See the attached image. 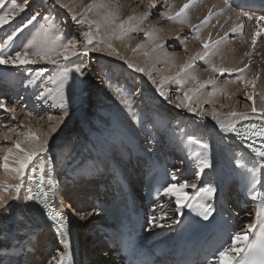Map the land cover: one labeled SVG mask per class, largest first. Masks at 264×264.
Instances as JSON below:
<instances>
[{
  "label": "rangeland",
  "instance_id": "374dc122",
  "mask_svg": "<svg viewBox=\"0 0 264 264\" xmlns=\"http://www.w3.org/2000/svg\"><path fill=\"white\" fill-rule=\"evenodd\" d=\"M65 1H67V3ZM74 1L76 0H61V4L68 5L67 8H64L55 4V0H27L29 7L24 13L16 15L14 18H10L9 23L0 26V43H3L10 35L15 33L14 39L9 43L10 46L5 48V52L8 54H12L17 50L26 49L23 45H26L25 42L28 43L29 41L28 33L30 29L32 26L36 25L35 23H37V25L45 23V21L41 19V17L45 15L49 16L53 22L57 23L67 39L74 37L72 42L78 45L77 47H79L80 51L83 50L85 44V40L82 37L83 32L90 31V29L93 32L94 37H96L101 43V47H103L101 52L94 50L90 51L87 57H71L70 59L73 60L69 61L73 62L78 58L80 60L79 62L87 63L89 67L84 70L83 76H79L76 73L71 75L69 73L67 81L63 80V74L60 72L61 69L56 65L47 62L19 66L16 67L14 72L0 75L2 78L16 76L17 82L14 84H19V90L22 92V96L17 97L14 104L12 103L8 105V108L14 107L16 109V119L13 120L10 113L2 112L0 115V133L8 132L11 137V140L9 141L0 140V147L7 148L12 146L11 141L21 139V133L27 135V128H33L32 131L41 136L48 134L51 125L54 124L55 121L49 122L47 117L49 115L59 117L63 115L64 111H67V116L64 117L63 121L60 123L64 124L65 129L62 124L61 127H59L63 128L60 129L61 132L56 131L51 133L48 138V152L46 154H41L36 160L41 161L42 158L44 161L47 156H51L52 161L54 162L53 164L56 167L54 175L55 171L56 173H61L59 170V167L61 166L68 164L70 167H74V177L70 176L69 181L65 178L67 180L66 183L64 182L65 186L58 188L59 193L56 188L55 195L50 193L48 198L49 201L53 199V203L59 206L61 211H64V218L68 221H73L72 229L75 234L79 233L77 242L82 249H79L82 264H118L113 260L114 257L109 255V251L104 248V246H97L98 241L94 238V233L101 218H93V216H96L93 212V207L85 204V200L89 195H94L97 188L96 179L93 177H85L89 171L85 170V168L90 167V165L95 167L98 164L89 151L91 146H95V142L98 143L97 146L99 153H105L104 157H106V154L108 155V153L105 152L108 148V150H110L109 154H113L122 160L127 158L128 155L131 156L140 151H146L145 153H149V155L158 154L163 149L166 150L165 152L169 151L172 157L180 162L179 165L175 167V172L182 174L184 179L183 182L186 181L189 184L196 183V185H198L201 179L208 174H214L217 179L222 180L224 184H228L236 176L242 177V180L245 177V180L247 181L250 174L253 179L258 181V183H255V188L257 186L255 192L264 194V159L257 156L252 150L250 151L247 149L248 153L246 154L248 160L244 167L245 170H233L232 167H234V164L228 165L230 160H227L226 158L237 161L235 157H241L243 152H247V150H245L246 147H242L235 141L233 133L222 132L219 129L217 121L214 120L211 115L215 109L219 119L226 121L234 120V117H230L226 114L230 109H233V112L238 113L249 112L253 117L250 120H255L254 116H256V114L251 113L252 102L246 101L244 96L246 93H255L254 99L256 107L259 110L264 107V92L254 90L250 93L237 78L239 73L234 72L230 75L226 73L225 75L220 76L213 73L209 66H205V64H207L206 62L195 60L194 65L198 68V72L195 75L199 80L208 81L211 78L214 82V84H208L209 86L207 85L200 90V92H205V94H202L201 98L195 97L191 101V103H193V101H195L194 99H198L195 104L200 103V105L202 102V105L205 107L203 110L205 115L201 117L197 115L196 112H189L187 108L178 107L177 105L179 104V101L176 97L182 96L187 88L178 83L175 84V82V85L165 82L162 90L168 99L166 100L164 99V96L160 95V89L158 86L161 84L162 80L161 72L167 71L165 65L160 64L158 67L152 66L149 69H146L142 64V61L144 60L143 58L142 61L140 60L139 63L137 62L139 67L144 68L146 72H152L151 78L144 73L136 72L134 68L128 67L125 62L126 57L123 56L124 51L120 50L122 43L117 42L116 46L111 49L107 47V45L112 42L111 37H119L120 30L116 28L118 31L115 30V34H112V32L104 35L101 33L97 34L98 32L96 31L95 25L90 27L88 23L79 22L82 18L80 17L81 12H77V10L74 9L76 8V6L74 7L75 4H72ZM85 1L87 3L85 2L86 5H82L83 8L80 4V7L84 11L92 4L105 3L109 6L114 3L112 7L115 6L117 8L113 7V11L120 12L121 14L134 13L133 17L138 15L144 17L145 14H148V18L146 19L147 24L144 25L145 27L143 26L144 28L142 27L143 29L147 30L156 27L169 31L170 26L167 22H161L164 20L165 16H161L159 13L173 11V2L175 0H153L154 7H149V0ZM16 2L17 4H23L24 0H16ZM4 5L6 6L0 8V15H3L6 12L7 6H11V0H5ZM36 12L40 13V16L37 17V21L28 25L23 31H18V29L27 23L31 15ZM194 13L197 14L198 10H195ZM83 14L85 15V13ZM74 15L76 16V19H73ZM215 16H213V18ZM88 18L89 17L87 16V19ZM242 18L244 19V15ZM137 21L138 19L134 18L132 21L127 22L122 20L121 22H124L125 27L127 28V26H134ZM214 21L215 22L209 23V25L211 24L212 26V29H210L212 32H217L219 34L218 38L221 40L219 46L223 48L225 54L234 50L236 53H232L235 54V56H241L243 58L239 62V67L236 69L245 68L249 61L251 67L250 70L253 73H255V70L258 71V74L260 71L263 73L264 34L257 38V43L254 47L251 42L254 33L259 27L253 25L254 22L252 23L248 21L245 22L242 32H230L221 38L220 35L223 34V29L221 28L222 25L217 23V20ZM137 24L139 26L140 23ZM199 25L200 24L198 23L192 27L190 33L181 31V33H183V38H181L184 41L183 44L175 43L178 38L176 36L171 37V39L160 44L162 47H158V49H166V51L169 52L167 53L168 56L177 58V60L189 61L190 58L197 56L198 53L203 51V45L195 39L197 34L195 28ZM259 29L264 33V29ZM218 38L217 40H219ZM95 39L93 45L89 46L90 49L98 46ZM129 39L130 41L135 42L137 48L139 44L145 45L146 42L143 31H132L129 33ZM212 41L214 42L215 40ZM35 47L27 50L34 51L38 49V46L36 49ZM104 51L115 56L118 60L108 57L106 54L102 53ZM143 52H145V50ZM191 53H194L192 57ZM135 55L132 57L128 56L129 58L127 59L134 62ZM224 55L221 57L212 54L209 59L215 64L221 63L222 66L225 61ZM177 60L174 59L172 63H175ZM67 62L60 60L61 65H65L64 63ZM248 68L249 66L246 67V70H248ZM58 73H61L62 75L59 76ZM175 74L173 76H175ZM84 79L86 81L85 88H83L84 83L80 86ZM18 81H20V83ZM153 81H155V83ZM74 83H76L78 91L74 90ZM263 83L264 76H261V79L256 82V86ZM113 88L118 90L116 92L126 93V96L123 95L121 98L117 97L112 91ZM49 90H51L50 93ZM228 91L230 92L229 95L226 93ZM41 92L49 93L47 103H44L37 98ZM207 95H213V98L208 100L209 96ZM61 96L66 99L64 108L59 107ZM195 104L193 103L191 105L199 111L198 108L200 105L198 106ZM231 105H233L232 108ZM116 114L124 115L127 120L133 122V127H135L138 132H134L133 134L137 136L132 137V139L128 138V132L120 130V126L117 124L121 123V120H119L120 118H118ZM137 120H139V122ZM24 125H27V128H25ZM184 129H193L194 133L196 132L195 134L200 133L202 135V139L204 140H201L202 142H207L212 145L213 153L210 159L212 166L210 168H205L202 172L200 171V160L203 158L193 160V153L187 151L188 149L192 150L195 148L197 142H191V144H188L190 146V148H188L187 143L190 142L185 141L184 138H190L183 135L185 133ZM120 139L121 141H119ZM183 142H186V146H184ZM83 144L85 145L81 146ZM77 153H79V163L76 166L74 157ZM84 159H86V161H84ZM36 160H33L28 169H32L34 165H36ZM2 164V159H0V195L6 197L8 193H5L3 188L8 183L2 179L4 171ZM97 167L94 171H99V174H103L104 172L97 169ZM228 167L230 169L232 168L230 172H228ZM251 167L256 168L257 172ZM27 170L24 177V184L26 183ZM65 179H62V181L56 179L57 184L59 183L60 185ZM253 187L254 184L252 185V188L250 187L252 191ZM194 191L195 189L189 187L184 190V194L190 198V195ZM19 195L20 199L15 200L16 202H12V210L9 212L11 213L15 209V212H13L15 213L13 229H7L6 222H8V220L5 219V216L0 217V264H3V260L7 256L14 258L17 261V264H56L54 261L60 258V256H58L59 251H63L61 247L62 243H60L56 237L57 233L53 232L49 225L41 224V220H39L34 212L32 213L35 218V226H32L33 221L26 220L28 210L25 208L26 202L24 188H21ZM170 198L174 205L172 207V214L174 216L175 212H177L178 206L175 202L176 197L170 196ZM258 198L259 196L256 199L249 200V209H251V212L246 211L243 216L245 222L241 224L240 231L246 230L247 224L253 223L255 218L254 211L257 207ZM28 202L30 203V201ZM15 204L17 205L16 208ZM8 206H11V203H8ZM68 206L70 207L69 209H67ZM49 208L50 210L56 211V207L54 208L50 206ZM74 208L75 211L77 210V213H75ZM252 209L254 210L252 211ZM71 211L73 213H71ZM84 215H86V217ZM83 216L84 218L81 219ZM24 225L26 227H23ZM17 235L18 238L16 237ZM46 240H48V243ZM4 244H7V246H4ZM30 247H34L31 252ZM60 247L61 250H59ZM11 248H14L15 250L18 249L17 253H22L19 256L2 254L1 251L9 250ZM27 249L29 251H26ZM29 252L30 255L28 257ZM4 264L6 263L4 262Z\"/></svg>",
  "mask_w": 264,
  "mask_h": 264
},
{
  "label": "snow or ice",
  "instance_id": "6c2138e0",
  "mask_svg": "<svg viewBox=\"0 0 264 264\" xmlns=\"http://www.w3.org/2000/svg\"><path fill=\"white\" fill-rule=\"evenodd\" d=\"M197 0H188V3H186L179 12L175 13V15L171 14L170 11L159 13L161 16L167 17L169 21L172 22H180V23H187V12L188 9H190L193 4H195ZM55 4L60 5L61 7L67 8L68 5L61 4V0H55ZM153 0H149V7H154ZM4 7L3 0H0V8ZM29 5L27 4V0H24L23 4H17L16 0H11V7L7 12H5L3 15H0V26H3L4 24L9 23L10 18H14L16 15H19L20 13H24L26 9H28ZM108 5L105 3H99V4H92L89 5L85 10V15L80 19V23H88L89 26L96 25V31L98 32L100 30V22L97 20H88L87 19V12L92 11L94 8L98 11L101 9L107 8ZM244 16L248 18L249 21L255 19L257 25L260 24L261 21H264V16H252L248 12L243 13ZM40 16L39 12L34 13L31 15V17L28 19L27 23L24 24L18 31H23L24 28H26L28 25L32 24L34 21H37V17ZM148 18V14H145L143 19L146 20ZM213 18V13L209 12L208 16L205 17L204 21L201 23L200 26H196L195 30L197 32L195 39L200 40L199 36V28L203 27L207 23L211 21ZM41 19L46 21L48 23V26H52V19L49 18V16L45 15L42 16ZM73 19H76V16H73ZM134 19V17H129V21ZM103 21L108 25L109 29L113 31V34H115V29L112 28L113 25H115V28H118L120 30L119 38H123L124 35L132 32V31H143L144 35L149 38V41H153L155 39V30H145L143 28H137V27H125V23L121 22L118 25L116 24V20L114 17V14L111 12L106 13L103 16ZM189 27H193L192 25H188ZM42 29L45 28V25L40 26ZM244 28V25L238 24L233 27L232 32H242ZM262 34L261 30L257 28L256 32L254 33L252 37V45L253 47L257 43V38L260 37ZM15 33L13 35H10L6 41L3 43H0V65H12L15 67L19 66H25L29 64H36L41 60L46 61L49 64L56 65L59 69L62 70L63 74V80L67 81L69 78V73L75 72L79 76L84 75V70L89 67L87 63L83 62H72V66L68 67L66 64L61 65L60 60L64 62H67L70 60L71 57L76 56H82L87 57L89 55L90 51H100L101 48L99 46L90 49L89 46L93 45V41L95 39L93 32L86 31L83 32V37L85 40V44L83 46L82 51H77V45L74 44L72 41L74 37L68 38L66 42L64 41V38L61 35L55 36V39L52 42V46L45 47V48H38L34 51H29L27 49L25 50H17L13 52L12 54H8L5 52V48L8 46L9 43L14 39ZM201 44L203 45V51L201 53H198L196 57L190 58L189 62L184 64L179 72L175 74V76H163L161 80V84L158 86L160 89V95L164 96V99H168V97L163 92V84L165 82H175L180 85H184L186 81H194L195 87H189L186 91L183 92L182 96H177L176 99L179 101L178 107L187 108L189 112H196L197 115L203 117L205 115L203 110H197L196 108L192 107L191 101L193 100V97L200 92L201 89L205 88L206 85L212 84L213 80L210 78L206 82H201L199 78L195 75H193L189 70L194 67V60H200L204 61L208 64L210 70L213 73H216L220 76L232 73H239L238 79L244 83L245 87L247 88L249 85L253 87V89L256 86V80H248L246 76L244 75L246 71L245 68L240 69H229L223 66L216 65L209 57L213 53V49L216 48L220 43L221 40H217L213 42L210 38L207 41L200 40ZM145 45L141 44L138 47L143 48ZM108 48H112V45L109 43L107 45ZM162 47V45L158 46ZM186 50V47H185ZM144 55L147 56L148 53L144 52ZM128 66L130 68H134L136 72L144 73L145 75L149 76L151 78V73L146 72L144 68L136 66L128 63ZM173 66L175 64L173 63ZM155 83V81H153ZM51 90H49V93ZM49 93L41 92L40 95L37 97L39 100L43 101L44 103H47V97ZM255 93H246L244 96V99L246 101L252 102V108L251 113L256 114L255 118L261 121H264V107L260 108L259 110L256 107V102L254 99ZM210 102V101H205ZM66 104V99L61 96V103L59 104L60 108H64ZM0 109H3L4 112L10 113L12 116V119H16V109L8 108L6 106L5 100H0ZM212 118L217 121L219 125V129L224 133H235L237 136H244V137H259L264 139V123H252L248 124L246 126H242L238 128L236 126V122H238L240 119H243L245 121L252 119V115L249 112H230L228 115L230 117H234L235 120H223L219 119L217 116V113L215 109L211 113ZM67 116V111H64L63 115L56 117L49 115L47 117V120L49 122L55 121L54 124L51 125L50 131L48 134L41 136L36 132H33L31 128H27V125H24L25 128H27V135H24L21 133V139L12 140L11 144L12 146L4 148L0 147V159H2V166L5 172L7 173H14V178L17 179L19 182L15 185L6 184L3 188V191L5 193L13 192L14 194L9 197V199L12 200H19L20 199V191L21 188L25 187L24 184V177L26 170L28 169L29 165L32 164L33 160H36L37 157L41 156V154H46L48 152V143L49 139L48 137L51 135V133L56 132L57 127L59 124L63 121L64 117ZM139 122V120H138ZM0 140L3 141H9L11 140V137L8 132L0 133ZM200 148L205 150L206 155L203 159L200 160V171L202 172L205 168H210L211 161L207 156V153H210L211 151V145L207 142L197 141ZM251 150L259 157L264 159V150L261 148H255L249 145ZM47 164V172H48V191L43 190V177L45 174V165ZM54 168L55 165L52 162V157L47 156L44 162H41L40 160H36V165L33 167L34 172H38L40 174V181H38V186L40 188V191L38 193L33 194L30 187L26 188L25 190V199L27 201H36L40 205L45 206L48 203V197L49 194L55 195V189L57 181L54 178ZM258 183L255 179H253V184ZM193 188L197 189L198 194H203V196L211 198L214 196L216 192V188L208 185L206 187H200L197 188V185L195 183L189 184L186 181L179 184H170L167 187L163 189V193L165 195L175 196L176 197V204L179 206L177 211L178 213L182 214L183 208L187 207L188 209L192 211H196L197 208L203 209L199 212L200 215L203 216L204 219H208V217L212 214L213 209L210 206H205L203 203L197 202L195 205L192 201L196 200L195 197L189 198L184 194V190L186 188ZM261 193L259 192H253L252 197L253 199H256L258 196H260ZM11 206H8V200L5 199L3 195H0V217H3L7 215L11 211ZM264 215V211L262 213H258L256 223H249L247 224L246 230H243L241 232H237L233 238L231 245L226 248L225 250L221 251L219 253V264H264V219L261 218V216ZM84 217H81L83 219ZM50 219L52 220H58L59 228L63 229L65 227L64 217L60 213H56L54 216H51ZM153 221L156 220V217L152 218ZM173 223H179V221H173ZM159 226V225H157ZM259 226V231L256 233V237L254 240L249 239L248 233L253 231L254 229ZM56 264H65V258L64 254L62 253L60 258L57 260ZM67 264H71V259H68Z\"/></svg>",
  "mask_w": 264,
  "mask_h": 264
},
{
  "label": "bare ground",
  "instance_id": "6f19581e",
  "mask_svg": "<svg viewBox=\"0 0 264 264\" xmlns=\"http://www.w3.org/2000/svg\"><path fill=\"white\" fill-rule=\"evenodd\" d=\"M5 1V0H4ZM4 1H3V3H4ZM133 1H135V0H133ZM204 0H197V2L195 3V4H193V6L190 8V9H188V12H187V23H180V22H172V21H169L168 19H167V17L165 18L164 17V20L163 21H161L162 23H164V22H167V24L170 26L169 28V31H165V30H162V29H159V28H156V27H153V28H150V26H149V28L150 29H147V30H152V29H154L155 30V39L153 40V41H149V38L148 37H146L145 36V40H146V42H145V46L143 47V48H137L136 46H135V42H133V41H130V39H129V33L128 34H126V35H124L123 36V38L121 39V38H119V37H111V45H112V47L114 48L115 46H116V44H117V42H120V43H122V46L120 47V50H123L124 51V53H123V56L124 57H126V64H127V66H128V63L130 62L131 64H133V65H136V66H139L138 64H137V62L139 63L140 62V60L142 61V58L144 59L143 61H142V64H143V67L144 68H146V69H149L150 67H158V65H160V64H163V65H165V69L167 70V71H163V72H161L162 73V77L163 76H173L175 73H177V72H179L180 70H181V68H182V66L184 65V64H186V63H188L189 61H184V60H177V58H173V57H171V56H168V54L167 53H169V52H167L166 51V49H158V45H160V44H162V43H164L165 41H167L168 39H171V37H178L177 38V40H176V42L175 43H179V44H183L184 43V41H183V39H181V38H183L182 37V35H183V33H181V31H185V33L186 32H191V30H192V27H189L188 25L190 24V25H192L193 27L196 25V24H200L201 25V23L204 21V19H205V17H207L208 16V14H209V12H212L213 14H215V15H213V16H215L213 19H212V21H210L209 23H211V22H215L214 20H217V23H220L222 26H221V28L223 29V34H221L220 35V37L222 38V36H224V35H227L228 33H230V32H232V28L234 27V26H236V25H238V24H242V25H245V22H248L249 20H248V18L246 17V16H244V19L242 18V14L244 13V12H238L237 10H234V9H232L230 6H229V4H228V1L227 2H225L224 0H205L204 2H203ZM66 3H67V1H65ZM64 2V3H65ZM72 2V1H71ZM70 2V3H71ZM85 0H76V1H74L72 4H75L74 5V7L76 6V8H74V9H76L77 10V12H81L80 13V17H83L84 16V14L83 13H85V11L82 9L83 7H82V5L84 4V5H86L85 4ZM87 3V2H86ZM186 3H188V0H175L174 2H173V11H171L170 13L171 14H173V15H175V13H177V12H179L180 11V9L186 4ZM204 3V4H203ZM72 4H70V5H72ZM77 4V5H76ZM80 4H81V7H80ZM114 4V3H113ZM112 4V5H113ZM112 5H109L107 8H105V9H101V10H97V9H93L92 11H90V12H87L86 13V15L89 17L88 19L89 20H97V21H99L100 22V30L98 31V33L97 34H106V33H109V32H112V34H113V31H111L110 29H109V27H108V25L103 21V16L106 14V13H108V12H111V13H113L114 14V17H115V20H116V24L118 25L122 20L123 21H129V17H133L134 16V13L133 14H131V13H127V14H121L120 12H115V11H113V7H115V6H113L112 7ZM202 5V6H201ZM4 6H6V5H4ZM11 6L9 5V7L7 6V9H6V12L9 10V8H10ZM115 8H117V7H115ZM195 10H198V13L197 14H195L194 13V11ZM247 12V11H246ZM249 13V12H248ZM252 16H254V17H256V16H258V15H253V14H251ZM123 17V18H122ZM135 19H138V21H137V23H140L139 24V26H138V24L136 23V24H134V26L133 27H137V28H142L145 24H147L146 22H147V20H144L143 19V17L142 16H140V15H138V16H136V17H134ZM217 18V19H216ZM132 21V20H131ZM243 21H244V23H243ZM249 22H254L253 23V25H255L256 27H259V28H261V29H264V21H261L260 22V24L259 25H257V23H256V21H255V19H253V20H251V21H249ZM35 23V22H34ZM209 23H207L206 25H204L203 27H200L199 28V36H200V40H204V41H207V40H209V38L211 39V40H215V41H217V38L219 37V34L217 33V32H212V26H211V24L209 25ZM36 24V25H35ZM34 25L35 26H32V28L30 29V31H29V33H28V43H26L25 42V44L26 45H23L24 47H26V49H32L33 47H37L38 46V48H45V47H50V46H52V42H53V40L55 39V36H57V35H61L62 34V36H63V38H64V41L63 42H66L67 41V37L65 36V35H63V31H62V29L57 25V23H55V22H53V20H52V26L51 27H49L48 26V23L45 21V23H43V24H40V25H37V23H35ZM41 25H45V28L44 29H42L40 26ZM199 25V26H200ZM213 25V24H212ZM92 26V25H91ZM131 26V27H132ZM209 28H208V27ZM130 27V26H129ZM145 27V26H144ZM143 27V28H144ZM95 28H96V25H95ZM112 28H114L115 30H117L116 28H115V25H113L112 26ZM127 28H128V26H127ZM211 28V29H210ZM85 29V28H84ZM88 29V28H87ZM209 29V30H208ZM91 30V29H90ZM194 30V29H193ZM118 31V30H117ZM95 32V31H94ZM131 33V32H130ZM184 33V34H185ZM95 34V33H94ZM120 34V33H119ZM19 36V35H18ZM23 36H25V35H23ZM97 36V35H96ZM83 37V36H82ZM84 38V37H83ZM96 38V37H95ZM219 39V38H218ZM96 40V43H97V45L101 48V50H103L102 48L103 47H101V43L99 42V40L96 38L95 39ZM125 40V41H124ZM200 40H198V42L199 43H201L200 42ZM220 40V39H219ZM20 41V40H19ZM214 41V42H215ZM74 42H75V40H74ZM133 42V43H132ZM76 43V42H75ZM174 43V44H175ZM77 45V44H76ZM140 45V44H139ZM8 46H10V44H8ZM78 46V45H77ZM138 46V45H137ZM36 47H35V49H36ZM143 49V50H142ZM148 51H147V50ZM101 50H100V52H101ZM145 50V52L147 51V53H148V55L147 56H145L143 53V51ZM77 51L79 52L80 51V49H79V47H77ZM140 52V53H139ZM232 52L233 53H236V51H234V50H232ZM231 51L228 53V54H225V51L223 50V48H221L219 45L216 47V48H214L213 49V55H217V56H223L224 54V59H225V61H224V63H223V67H226V68H229V69H236L237 67H239V62L243 59L241 56H235V54H233ZM102 53H104V54H106L108 57H110V58H112V59H114V60H118L115 56H113V55H111L110 53H107V51H104V52H102ZM136 54V55H135ZM193 54L194 53H191V57L193 56ZM135 55V61L133 62V61H129L127 58H129V57H132V56H134ZM129 56V57H128ZM194 57H196V56H194ZM193 57V58H194ZM134 59V58H133ZM174 59H176L177 61L174 63L175 64V66H173V63H172V61L174 60ZM62 60V59H61ZM70 60H73V59H70ZM77 60H78V62L80 61L78 58L75 60L76 62H77ZM125 60V59H124ZM195 61V60H194ZM197 61V60H196ZM46 61H44V60H41V61H39L38 63H45ZM263 62V61H262ZM64 64H66V65H68L69 67H71L72 66V61H69V62H67V63H64ZM259 64H261V63H259ZM258 64V65H259ZM216 65H218V66H221V63L220 64H216ZM247 67L249 66V68H248V70H246L245 71V73H244V75L246 76V78L248 79V80H253V79H255L256 80V82L257 81H259L260 79H261V76H264V72L262 73L261 71L259 72V74H258V71L257 70H255V73H253L250 69H251V67H250V65H249V61L247 62ZM10 66H12V65H10ZM205 66H208V64H205ZM129 67V66H128ZM155 69V68H154ZM59 70V69H58ZM198 68H196V66L194 65V67L192 68V69H190L189 71L193 74V75H195L198 71ZM259 70H261V69H259ZM60 72L62 73V71L60 70ZM59 74V76L60 75H62V74ZM152 73V72H151ZM41 74V73H40ZM71 75H74L75 74V72L73 71V72H71L70 73ZM3 75V74H2ZM56 75V74H55ZM152 75V74H151ZM131 76V75H130ZM129 76V77H130ZM196 76V75H195ZM238 78V77H237ZM37 79V78H36ZM132 79V78H131ZM202 83L203 82H206V80H200ZM240 82V81H239ZM83 83H84V87L83 88H85V86H86V81H85V79L83 80V82H82V84L80 85V86H82L83 85ZM169 84H174V82H168ZM242 83V85L244 86V88H246L245 87V85H244V83L243 82H241ZM176 84V83H175ZM174 84V85H175ZM213 84H214V82H213ZM180 85V84H179ZM80 86H79V88H80ZM182 86V85H181ZM207 86V85H206ZM209 86V85H208ZM73 87H74V90L75 91H78L77 89H78V87L76 86V83H74V85H73ZM183 87H185V88H189V87H195V82L194 81H186V83L183 85ZM211 87V86H210ZM247 90H248V92H252V91H254V90H256V91H262V92H264V83L263 84H261V85H258V86H255V88L253 89V87L251 86V85H249L247 88H246ZM112 91H113V93H114V95H116L117 97H122L123 95H125L126 96V93L124 94L123 92H116V91H118V90H115V88H113L112 89ZM205 91V90H204ZM178 92V91H177ZM160 93V92H159ZM209 93V92H208ZM228 95L230 94V92L228 91V92H226ZM178 94V93H177ZM202 94H205V92H200V93H197L193 98H195V97H199V98H201L202 97ZM206 94H207V92H206ZM215 94V93H214ZM207 96H209V98L207 97ZM207 96H205V97H207L208 98V100L209 99H211V98H213V95H207ZM218 96H221V95H218ZM204 97V98H205ZM118 100V99H117ZM195 101H193V103L195 104V102H197L198 101V99H194ZM128 101V100H127ZM193 103H191V104H193ZM205 103V102H204ZM207 104V103H206ZM205 104V105H206ZM195 105H200V103L199 104H195ZM197 106V107H198ZM233 107V105H231V108ZM204 106L202 105V102H201V105L199 106V110H204ZM230 112H233V109H230V111L228 112V113H230ZM222 113V112H221ZM228 113H226V114H228ZM117 115V114H116ZM108 116V115H107ZM118 116V118H120L119 120H121L120 122L121 123H118L117 125L118 126H120V130H122L123 132L125 131V132H128V134H127V137L128 138H131L132 139V137H134V136H137V135H134L133 133L134 132H137V130H136V128L135 127H133V122H130V120H127L125 117H124V115H117ZM254 119L256 120V118H255V116H254ZM235 120V119H234ZM118 121V120H117ZM138 121V120H137ZM250 120H247V121H245V120H243V119H240L239 120V122H236V126L238 127V128H240V126L241 125H247V123L249 122ZM262 122H264V121H262ZM63 124V123H62ZM62 124H59V126H58V128H57V130L56 131H60L61 132V130L60 129H65V126H64V124H63V128H59V127H61V125ZM51 128V127H50ZM33 129V128H32ZM62 131H65V130H62ZM184 131H185V133L183 134L184 136H186V137H188V138H190V139H186V138H184V140L185 141H188V142H190V143H187V146H188V148H190V146L188 145V144H191V142H197V141H204L202 138V135L199 133V134H195L194 133V130L193 129H189V130H185L184 129ZM138 133V132H137ZM195 136H197V137H195ZM116 137V136H115ZM233 137L235 138V141L238 143V144H240L242 147L244 146V148H245V150H250L251 151V148L249 147V144H247V143H245L244 141H242V137L243 136H237L235 133H233ZM49 138V137H48ZM119 141H121V139L119 140ZM136 141V140H135ZM182 143V142H181ZM97 144L98 143H94V147H92L91 146V148H92V150H91V148L89 149V151H90V154H91V156L93 157V159H95L96 160V162L98 163L95 167L94 166H92V165H90V167H88V168H85V170H89L88 171V173L86 174V176H91V174L92 173H94L95 171L94 170H96V167L98 166V168L97 169H100V170H102V172H107L108 171V158H107V154H106V157H104V154H100L99 153V151H98V146H97ZM183 144H184V146H186V142H183ZM210 144V143H209ZM85 144H83V145H81V146H84ZM87 145V144H86ZM211 145V144H210ZM80 146V147H81ZM136 146V145H135ZM142 146V145H141ZM212 146V145H211ZM139 147V146H138ZM111 148V147H110ZM87 149V148H86ZM86 149H84V150H86ZM143 149V148H142ZM262 149V148H261ZM248 150H247V152H241L242 153V155H241V157H239V156H237V157H235L236 159H237V161H233V160H231V159H229V158H226L227 160H230L229 162L230 163H228V165H231V164H234V167H232L233 168V170H237V169H242V170H245L244 169V167H245V165L247 164V160H248V156H247V154L246 153H248ZM262 150H264V149H262ZM109 151L110 150H108V148L105 150V152H107V153H109ZM188 152H192L193 153V156H192V159L193 160H195V159H198V158H204V156L206 155V153H205V150L204 149H202V148H200V146H199V144L197 143V146L195 147V148H193L192 150H187ZM80 152V151H79ZM195 152H197V153H195ZM111 153V152H110ZM195 153V154H194ZM212 153H213V150H212V147H211V151H210V153H207V156H208V158L209 159H211V157H212ZM65 154V153H64ZM134 154V153H133ZM102 155V156H101ZM79 153H77L76 154V156L74 157V159H75V164H76V166H77V164L79 163ZM105 162H104V161ZM122 160V159H121ZM84 161H86V159H84ZM83 161V162H84ZM93 161V160H92ZM41 162H44L43 161V159L41 158ZM53 162V161H52ZM54 163V162H53ZM103 163V164H102ZM72 164V163H71ZM72 166V165H71ZM47 168H48V166H47V164L45 165V174H44V177H43V190L44 191H48V188H49V186H48V183H47V181H48V172H47ZM56 168V167H55ZM55 168H54V170H55ZM231 168V169H232ZM252 169H254V171L255 172H257V170H256V168H253V167H251ZM226 169H227V167H226ZM229 167H228V172H230V170H231ZM59 170H60V172L61 173H56V171H55V175H54V178L56 177V179H58V181L60 180V181H62V179H67L68 181L70 180L69 178H70V176H72V177H74L73 176V174H74V167L72 168V167H70L68 164H66L65 166H61V167H59ZM84 170V171H85ZM93 170V171H92ZM241 170V171H242ZM76 174H78V173H76ZM102 174V173H101ZM14 176H15V174L14 173H7V172H5V170L3 171V178L2 179H4L8 184H11V185H15L16 183H18L19 181L17 180V179H15L14 178ZM85 176V177H86ZM199 176H201V175H199ZM61 177V178H60ZM40 179H41V177H40V174L37 172H34L33 171V168L31 169V168H29L28 170H27V176H26V183H25V187H24V190H26V188H28V187H30L31 188V190H32V193L33 194H36V193H38V191H40V188H39V186H38V181H40ZM55 179V180H56ZM64 180L60 185H59V183L58 184H56V188H57V191H58V188H60L61 186H65V183L67 182V180ZM104 179V178H103ZM65 182V183H64ZM247 182L250 184V187L252 188V185H253V178H252V176L249 174V177H248V179H247ZM196 184V183H195ZM255 185L256 184H254V187H253V191H252V189H251V194L249 195V200H253V197H252V193L253 192H255V190L257 189V186H256V188H255ZM105 189H107V191H108V187H106ZM58 193H59V191H58ZM14 193L13 192H8V195L5 197V199H7L8 200V203H11V207H12V205H13V203L12 202H14L15 200H12V199H9V197L11 196V195H13ZM175 197V196H174ZM61 198V197H60ZM52 199V198H51ZM53 200V199H52ZM52 200H50L49 201V198H48V203H47V205H45V206H42V205H40L38 202H36V201H30V203L25 199V202H26V204H25V208L28 210V214H27V221L29 220V221H33V225L32 226H35L34 224H35V218H34V215H33V213L32 212H34L37 216H38V218H39V220H41V224H44V225H49V227L50 228H52L51 230L53 231V232H56L57 233V229L59 228V224L57 223V221L58 220H52V219H50V217L51 216H54L57 212L58 213H60V214H62L63 216H64V211H61V209L59 208V206H57L56 204H54L53 203V201ZM61 201V200H60ZM16 202V201H15ZM56 207L55 208V210L57 211H53V210H50V212H49V214H47V213H45V210H46V208H48V207ZM59 205V204H58ZM105 205V204H104ZM87 206H92L91 204H89V205H87ZM178 206V205H177ZM17 207V205L15 204V208ZM32 207V208H31ZM179 207V206H178ZM70 207L68 206V208L67 209H69ZM50 209V208H49ZM78 209V208H77ZM30 210H32V211H30ZM94 210V209H93ZM74 211H75V208H74ZM13 212H15V209L13 210ZM13 212H11V213H9V214H7V215H5V219H7L8 220V222H6V227H7V229L9 228V229H13L12 227H13V223H14V220H15V213H13ZM94 212V211H93ZM71 213H73L72 211H71ZM75 213H77V210L75 211ZM95 214V213H94ZM70 215V214H69ZM91 215V214H90ZM92 215H93V213H92ZM96 215V214H95ZM48 216H49V218H48ZM77 216V215H76ZM85 217H86V215H84ZM83 216V217H84ZM96 216H93V218H95ZM88 218V217H87ZM69 219V218H68ZM86 219V218H85ZM58 222H60V221H58ZM64 222H65V224H69L70 225V227H71V231H70V234H72V233H74L75 234V232H74V230L72 229V223H73V221L71 222L70 220L68 221L66 218H64ZM21 225V224H20ZM76 226V225H75ZM23 227H26L25 225L23 226ZM29 227H31V226H29ZM69 227V226H68ZM29 229V228H28ZM75 229V228H74ZM79 234V233H78ZM17 238H18V235L16 236ZM57 239H58V241H60V243H62V245H61V247L62 248H64V241H63V239H62V237L60 236V234H59V236H58V234H57ZM84 238V237H83ZM48 239V238H47ZM47 241V243H48V240H46ZM57 241V242H58ZM87 241V240H86ZM87 243V242H86ZM76 244L78 245V242H76ZM87 245V244H86ZM4 246H7V244H4ZM36 246V245H35ZM79 246V245H78ZM88 246V245H87ZM61 247H60V249L59 250H61ZM29 248V247H28ZM34 248V247H33ZM33 248H31L30 247V252H31V250L33 249ZM44 248V247H43ZM105 248V247H104ZM23 249V248H22ZM38 250V249H37ZM108 250V249H107ZM26 251H29L28 249L26 250ZM30 252H29V254H28V257H29V255H30ZM77 254H78V256H79V261H77V263H79V264H82V260H81V257H80V254H79V248L77 249ZM64 254V258H65V264H67V254H65V251L63 252V251H59V255L58 256H61V254ZM109 255H111V253H110V251H109ZM26 256H27V254H26ZM83 256V255H82ZM112 257H114L113 255H112ZM116 257V256H115ZM23 260V259H22ZM57 260V259H56ZM56 260L54 261V263H56ZM6 264H17V261L14 259V258H12L11 256H7V257H5L4 258V260H3ZM4 262H3V264H4ZM21 263H23V262H21ZM115 263V262H114ZM24 264V263H23Z\"/></svg>",
  "mask_w": 264,
  "mask_h": 264
}]
</instances>
